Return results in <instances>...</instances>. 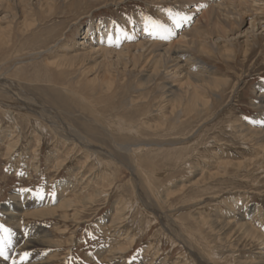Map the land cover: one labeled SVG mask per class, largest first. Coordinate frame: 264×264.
<instances>
[{
    "label": "rangeland",
    "instance_id": "1",
    "mask_svg": "<svg viewBox=\"0 0 264 264\" xmlns=\"http://www.w3.org/2000/svg\"><path fill=\"white\" fill-rule=\"evenodd\" d=\"M12 1L0 3L1 37L7 41L0 44V76L16 87L12 95L0 93V264L33 257L46 264H200L196 256L205 264H264V245H238L255 231L264 236V169L246 166L259 151L241 143L231 128L238 119L264 117L257 104L264 84V32L257 33L248 60L241 49L231 61L185 50L212 70L208 76L230 85L210 90L212 113L180 124L163 115L173 105L159 85L174 84L164 75L143 90L148 77L137 69L111 68L104 78L114 80L106 86L96 74L84 77L53 65L90 46V39H83L90 25L126 29L125 20L143 19L155 26L160 11L172 12L176 0ZM45 49L51 52L38 56ZM99 61L91 62L89 71ZM4 103L22 113L7 111ZM64 129L95 148L68 140ZM8 142L17 145L14 153ZM63 201L74 204L64 211ZM51 209L57 213H47ZM249 210L253 213L245 215ZM250 215V228H241ZM31 239L42 243L24 245Z\"/></svg>",
    "mask_w": 264,
    "mask_h": 264
},
{
    "label": "bare ground",
    "instance_id": "2",
    "mask_svg": "<svg viewBox=\"0 0 264 264\" xmlns=\"http://www.w3.org/2000/svg\"><path fill=\"white\" fill-rule=\"evenodd\" d=\"M9 1H12V0H0V3L2 4L4 2H9ZM41 1L42 0H38V4H40ZM161 1L168 3L170 0H161ZM176 1H177L176 6H174L172 12L163 11V10L160 11L159 15H160L161 19L155 26L150 25L148 22H145L143 19H139L138 21L132 22V23L125 20L126 29L119 28L118 26L113 27L110 24L103 25V23H99L96 27L90 25L89 28L85 30V36H83V39H86V38L90 39V46L88 45L89 47L85 48L84 50L79 49L75 52L66 54L62 58H59L58 60L53 61V65H56L58 68H61V69H68L70 71L74 70L73 73H75V71H76V73H78V74H80V76H84V77L85 76L88 77V75L92 76L93 74H96L97 77L95 76V78L98 80H101L103 83L107 82V84H105L106 86L111 85L113 80H114L112 75H109V82L106 81V79H105L107 77L104 78L105 75H108L107 72H109V71L112 72L110 70L111 68L117 69L119 66H121L122 71H127L128 69H132V70L137 69L139 72L144 73L143 74L144 76L148 77V81L146 82L145 88L143 90H146V89H148L154 85H157L159 78L162 75H164L162 77H165L166 79L170 80L171 82H174V84H172V85L171 84L170 85L164 84L163 86L159 85V89L162 90V94L165 98V102L173 105L168 110L165 107L166 103H164V101H162L160 107L167 109L163 113V115H165V120H167V118L171 117V120H169V121L175 122V123H180V124L182 123L181 119H184V118H188V119L191 118V120L194 122L198 119L200 120L201 117L206 116L209 113H212V110L210 112L208 111L209 106H211V103H210L211 98L208 96L213 93L210 90L216 89L217 92H220L222 89H224V88L226 89L230 85V81H226V80H222V79H216V78H214V76L213 77L208 76L207 74H209V73L211 75L214 74L212 72V70L208 69L206 67V65H204L202 63V61L198 60L197 58L188 57L187 54H184L185 50L196 51L201 56L212 57V58H215L218 60L231 61L236 57V55H237L236 52L239 49H241L242 50V52H241L242 56L246 60H248L251 56V52L254 49V48L252 49V47H253L252 42L257 43L259 40V35H257V33H259L260 31L264 32V0H176ZM21 4H22V2H21ZM9 5H11V4H9ZM22 8H23V6H22ZM49 8H51V7H49ZM29 9L30 8H28V10ZM11 17H12V15H11ZM12 20H13V18H12ZM24 31H25V27H24ZM1 34L2 33L0 30V44H6L7 41H5V39L1 37ZM176 37H178V39H176ZM240 39L244 40V41L242 40L244 42V47L240 46V43H239ZM78 43H79V45L84 44L83 41H80ZM51 50H52V48H51ZM51 50L45 49V50L39 52L38 56L43 57L46 54H49L51 52ZM221 57H223L225 59H221ZM95 60H100L98 63H96L97 67L95 69L89 71V68H87V66ZM180 79H184V82L180 83L181 82V81H179ZM10 81L11 80H9L8 78H5L4 76H0V93L9 94V95L13 94V91L16 90V87L12 86V84L14 82L12 81L13 83L11 84ZM234 87L235 86L232 87V90L234 89ZM258 89L260 92L258 95V103L257 104H259L260 108L263 107L262 109H264V84L260 85L258 87ZM134 90H135L134 92L140 91V90H136V89H134ZM213 94H215V93H213ZM220 97H221L220 99H222V101H225V99H227V98L224 99V97H222V96H220ZM167 99H168V101H166ZM132 100H131V103L133 102ZM142 100L144 101L145 97L142 98ZM3 106L5 108H7V111H8V108L10 110H14V111L17 110L18 112L20 111L19 106H12V105H8L5 103L3 104ZM139 106H140V104H139ZM149 107L150 106H148V109H150ZM22 116H23V114H22ZM14 118H15V116H14ZM263 118L264 117H260L258 119H253L252 121H243V120L238 119V120L233 122V124H232L233 126L231 127L233 132H235L234 133L235 137L241 143H243V144L244 143L245 144H247V143L251 144L252 143L253 144L252 147H256L255 150L259 151V153L256 155L255 159L248 160V162L246 163V166L249 167L248 163L249 164L251 163L253 165L255 164L258 166V168H260V170H261V167H262V169H264V120H262ZM258 120H260L261 122H259ZM119 121H121V120H119ZM35 129H36V127H35ZM63 132L70 136L68 140L75 141V143L79 142L85 148H95L90 143V140L88 138H85L78 133L77 134H71V132L67 129H64ZM3 133H4V131H3ZM10 133H11V131H10ZM4 135H5V133H4ZM13 135H9V136L7 135L8 138H11L10 142H12L14 140L15 136H13ZM82 137H83V139H82ZM10 142H8V143H10ZM17 143H18V141H16V144ZM39 143H40V141H39ZM16 144L14 142L10 143V145L8 144L9 153H12L13 150H16L15 149L17 147ZM133 146L137 147L139 145H133ZM119 147L121 149H123V151L126 150L125 151L126 153H129V154L131 153L130 152L131 149L129 150L127 147H122V146H119ZM141 148H142V146H141ZM135 150H136V148H135ZM255 150L253 149V151H255ZM96 152H97V150H96ZM167 153H165V154H167ZM257 156H258V158H257ZM133 158H134V156H133ZM169 160H171V159H169ZM256 161H258V162H256ZM222 163L224 166H227V165H225L224 162H221V164ZM228 163H230V162H228ZM234 164H237V163H234ZM261 164L263 166H261ZM242 165H243V163H239L238 164L239 168ZM223 169H225V171H226V168H223ZM206 172L208 173L209 171H206ZM262 172L263 171H261V173ZM200 178H201V176H200ZM205 179H208V178H205ZM193 190H195V189H193ZM196 190L198 191L199 189H196ZM87 199H89V198H87ZM73 204L74 203L71 201H63L61 206H62V209H64V211H67V210H69V208H72L71 205H73ZM122 207H124V206H122ZM59 208H61V207H59ZM40 211H42V210H40ZM55 212H56V209H51V210H48L47 213H55ZM249 212H251V214L253 213L252 210H249V211H247V213H245V215L248 214ZM65 213H64V216L67 217V213L66 214ZM8 214L9 213H7L6 215H8ZM117 214H119V213H117ZM116 216L119 218L122 217L120 215H116ZM255 216H258V214H256ZM245 219H247L248 223L242 222L240 227L244 228V229L250 228L249 222L251 221V215L248 217L245 216ZM19 220H20V218H19ZM112 220H113V218H112ZM112 220L110 223H112V222L117 223L116 221H112ZM121 220H122V218H121ZM202 220H201V223H202ZM217 220H219V219H216V222H217ZM210 221H214V220H210ZM227 221L229 222V219ZM212 223L214 224L215 221ZM222 223L224 224L227 222H222ZM203 224H204V222H203ZM226 228H227V226H226ZM229 229H230V227H229ZM215 230H216V228H215ZM249 230L250 229H248V232H249ZM236 231H238V230L236 229ZM255 232H257V231H255ZM255 232H253L251 235H249L250 239L245 238L238 245H242L243 247H245V246H248L249 243L250 244L253 243L255 247L263 246L264 245V236L261 235L258 237V234L256 236ZM46 236H48V235H46ZM244 236H247V235H244ZM233 237H234V235H233ZM241 238H243V236ZM32 239H33V237H32ZM32 239L29 241L27 240L28 242L26 241L27 243L25 242L24 245L30 243V245H28V246L30 248H32V247L34 248L35 245H32L33 243L34 244L35 243H38V244L42 243L41 241L38 242L39 240L34 242V240H32ZM225 239H227V237ZM230 239H232V238H230ZM131 240H132V238H131ZM219 240H221V238ZM253 240H255V241H253ZM222 241H224V239H222ZM131 243H133V241ZM229 244H230V242H229ZM132 245L133 244H131L130 247ZM186 247H188V246H186ZM246 248H248V247H246ZM125 250H126V248H125ZM24 251H27V250H24ZM261 251H259V252H261ZM45 252H47V251H45ZM250 252H252V251H250ZM114 254H115V252H114ZM35 255H36V253H35ZM190 255H192V254H190ZM110 257H111V255H110ZM196 258L200 264L206 263L202 257L196 256ZM44 260H43V258H42V261L34 260V257H33V259H26L25 258L22 260L21 264H46V262H44ZM210 260H207V261H210ZM257 261L259 262V260H257ZM249 262H251V261H249ZM208 264H210V263H208ZM244 264H245V262H244Z\"/></svg>",
    "mask_w": 264,
    "mask_h": 264
}]
</instances>
